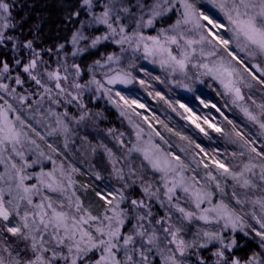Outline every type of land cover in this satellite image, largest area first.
Returning <instances> with one entry per match:
<instances>
[{"label": "snow or ice", "instance_id": "1", "mask_svg": "<svg viewBox=\"0 0 264 264\" xmlns=\"http://www.w3.org/2000/svg\"><path fill=\"white\" fill-rule=\"evenodd\" d=\"M52 6L33 15L27 0H0V264H264V144L258 150L216 104L200 100L231 131L149 92L208 139L211 129L237 145L230 155L241 165H230L229 154H209L117 87H151L133 74L138 53L189 92L186 81L210 77L264 139V0ZM102 99L134 139L101 128L108 109L92 106ZM77 154L86 168L68 161Z\"/></svg>", "mask_w": 264, "mask_h": 264}, {"label": "rangeland", "instance_id": "2", "mask_svg": "<svg viewBox=\"0 0 264 264\" xmlns=\"http://www.w3.org/2000/svg\"><path fill=\"white\" fill-rule=\"evenodd\" d=\"M205 7L214 16H218V13H216L215 10L212 9L210 5H205ZM176 18H177V16L175 14H172L171 17L167 20V22L164 23V26L167 27L168 24L174 23ZM219 18L222 19V16H220ZM151 34H155V32H152ZM173 48H175V46H173ZM109 50L110 51H114V50L118 51V49H116L114 46L109 47ZM137 57L138 58L135 62L136 68L134 69L133 73L137 72L139 67H141V66H144V67L150 69L151 71L159 73L160 82L164 86L165 91L167 92L166 95H164V94H161V95H163L165 97V99L168 100L170 103H173L177 107H179V103H184L183 99L186 98L190 101V104H191V105L187 104V106L191 107L196 114L200 115L201 117L208 116L210 119H211V117H215L216 123L220 124L222 127L231 131L232 125L227 124V121L224 120V117L221 116L219 113H217L215 111V109H213L211 107L204 108V106L200 103V100L201 99L204 100L209 105L216 104L218 107L221 108V110L224 113V116H227L228 119L233 120V122L237 125V129L241 133L248 136L249 139H256V147L258 150L260 149L261 145L264 144V139L258 138L255 135L256 132L258 131L257 126H255L251 122L247 121L243 117L242 113H240L239 109L236 108L235 106H233L231 103H228L227 105H225V101L229 100L230 98L223 95V89L221 88V86L219 85L218 82L212 80L210 77H203V83L186 81L188 83H192V86H193V91L189 92L186 89H184L182 87H177L173 83H171L170 82L171 78L168 76V74L165 71H163L159 67L158 64H152L148 60H145L143 58L142 53H138ZM189 72H190V74L194 75V71L191 68H189ZM175 79H182V77L177 75L175 77ZM117 87L120 88L123 91V93L126 96H128L130 99H137L141 103H145L148 106V108L151 109L152 113H154L156 116H158L161 120H164L165 122H167L170 127H173L175 130L182 131L185 135L192 136V138L197 143H200L202 145V147H204L205 149H206V145H210V146L215 147V148H211L209 151L206 149L209 152V154H212L211 150L218 148L221 153L229 154L226 156V159L230 165H237V166L241 165L240 159H233L230 155V153H232L233 151H240V149L237 147V145L228 143L226 141V139L220 133H216V132L212 131L211 129H208L210 136L212 137L211 139H208L202 133H200L197 129H195L193 125L189 124L186 120H182L179 116H177L176 113L173 112L168 107V105L164 102V100H160L159 98L153 99L152 96L149 95V92H148L149 90H147L145 88L142 89L141 86L137 84V82L130 84L127 87H125L123 85H119ZM135 89H137L138 92L141 91V94H138V92L136 93ZM129 92H131V93H129ZM218 93H220V94H218ZM244 93H245V97L247 99V96L249 95L248 90L245 89ZM197 97H199L200 99H197ZM254 99H256L257 103H259L261 100V94L259 92H255L254 93ZM100 101L105 102L103 99ZM247 103L251 105L250 100L247 101ZM100 104H97L98 107ZM92 107H93L94 111L98 110V109H95V105ZM100 111H102V110H100ZM139 111H143V110H139ZM180 111L182 112L183 109H180ZM117 115H118L117 119L120 120L121 126H115L114 124L109 125L110 118H108V116L106 115L107 120L104 121L103 124H101V128L113 127V128H116L118 131H123L126 133V136H125L126 141L128 140L129 137L134 139V136L132 135V130L128 126L127 121L123 120L119 116L118 113H117ZM157 127H159V125H157ZM205 127H207V126L205 125ZM77 131H80L81 135L84 134L82 130H77ZM89 132H92L91 128L89 129ZM165 135L168 136L169 134L165 133ZM93 136H95L94 132H92V135L89 137V139L92 140ZM169 138L173 141L177 140L176 137L170 136ZM202 139L204 141H206L207 144H204L203 142H201ZM92 142L95 143L96 140H93ZM105 142L108 143L110 147L113 146V144H114V142L110 138L106 139ZM77 146H79V142L77 143ZM61 147H62V142H61ZM176 151H178V149H176ZM89 155H91L90 152H89ZM181 155H184V154L181 153ZM102 156H103L102 152L98 153L96 157H93V160L100 158ZM220 158L223 159V158H225V156L222 155ZM73 159L75 160V162L79 166L84 167V168L87 167V164L82 163L79 154H77L75 157H73L71 155L68 157V161H72ZM186 159L190 160V157H186ZM68 161H66V162H68ZM243 161L247 162V156H245L243 158ZM46 164H47L48 168L51 167V164H48L47 162H46ZM76 179L81 184L87 183L89 181V179L83 175L77 176ZM95 199L96 198L91 199V200H95ZM97 210H100V209L97 208Z\"/></svg>", "mask_w": 264, "mask_h": 264}, {"label": "trees", "instance_id": "3", "mask_svg": "<svg viewBox=\"0 0 264 264\" xmlns=\"http://www.w3.org/2000/svg\"><path fill=\"white\" fill-rule=\"evenodd\" d=\"M27 3L28 4H35L37 7L35 9V11L32 12L33 15H35V12H38V11H42L44 10V5L45 4H48L49 7L47 9V11L49 12H52V13H55L56 12V9L55 7H53L52 5L54 4V0H27ZM24 11H30V9H25ZM47 31V29H46ZM48 39L51 41V40H54V36L53 35H49ZM108 51H110L108 49ZM141 69H144L146 70L148 73H150L151 75L150 76H146L145 75V72L142 71ZM138 79H145V80H148L151 84V87L148 88L147 90H149L148 92H152L153 95H155V92H160L161 94H164L166 95L167 92L165 91V88L164 86L161 84L160 80H155V79H152V77H159V73H156L154 71H151L150 69L144 67V66H141L139 67L138 71L137 72H134L133 73ZM137 84L139 85V83L137 82ZM143 89V87H141ZM136 93L138 92L137 89H135ZM131 93V92H129ZM138 94H141V91L138 92ZM135 96V95H134ZM184 103L187 105V104H190V101L188 99H183ZM101 103V104H100ZM192 103V102H191ZM99 107L98 105L96 104L95 105V109H98V110H104L106 107L108 109V111L105 113L108 118H110V123L109 125H112L114 124L115 126H121L120 124V120L117 119V112L115 111V109L111 108L110 105H107L106 102H102V101H99L98 102ZM105 105V106H104ZM191 105V104H190ZM101 106V107H100ZM235 119V118H234ZM204 144H207L206 141H204L202 139V141ZM211 148H215L213 146H210V145H206V149L209 151ZM212 151V150H211ZM87 183H92V181H88ZM83 195V193H82ZM95 198V192L92 190V189H89L88 192H87V199H94Z\"/></svg>", "mask_w": 264, "mask_h": 264}]
</instances>
